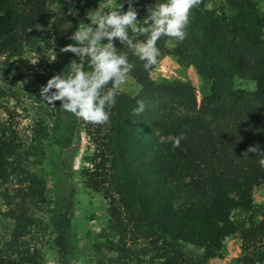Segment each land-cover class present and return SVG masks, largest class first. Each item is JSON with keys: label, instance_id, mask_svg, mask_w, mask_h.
Returning <instances> with one entry per match:
<instances>
[{"label": "trees", "instance_id": "obj_1", "mask_svg": "<svg viewBox=\"0 0 264 264\" xmlns=\"http://www.w3.org/2000/svg\"><path fill=\"white\" fill-rule=\"evenodd\" d=\"M51 1L0 0V57L20 56L39 41L50 23ZM209 1L190 10L182 42H157L159 62L173 56L195 67L204 81L200 101L190 80L156 82L151 72L157 65L145 71L116 40L135 65L129 75L141 91L134 96L120 90L106 124L81 121L95 146L85 157V182L104 194L108 208L97 247L112 253L109 264H209L234 234L242 250L236 264H264V207L253 196L264 183V167L258 153H246L255 145L264 150V12L258 0H227L217 8ZM63 3L74 11L85 0ZM138 100L145 109L137 115ZM74 124L49 128L39 119L29 145L13 124H1L0 191L17 185L23 198L22 210L10 202L7 219L0 217V264H43L37 224L52 229L51 245L64 264L76 254L69 209L49 206L47 173L37 165L47 146L65 144ZM49 156L62 159L56 151ZM27 201L46 217L30 214Z\"/></svg>", "mask_w": 264, "mask_h": 264}, {"label": "rangeland", "instance_id": "obj_2", "mask_svg": "<svg viewBox=\"0 0 264 264\" xmlns=\"http://www.w3.org/2000/svg\"><path fill=\"white\" fill-rule=\"evenodd\" d=\"M154 0H132L131 6L137 11L138 20H143L147 14V7L154 4ZM227 0H210L208 7L217 8L225 4ZM123 5L124 11L129 7L128 0H85L83 9H66L63 0H52L49 8L51 19L48 27L39 36V41L27 48L22 55L12 58L0 57V126L9 122L18 130L20 137L26 145L31 143L34 137V129L38 120L43 119L49 128L58 125L63 128L69 122L76 123L75 128L68 130L65 144L53 147L47 146L45 157L37 155L41 162L38 167H43L47 173L48 196L51 207L63 206L68 208L71 217L70 236L77 246L76 254L70 259L69 264H109L107 261L112 253L105 248H98V235L103 231L107 219L108 208L105 205L104 194L88 187L84 177L85 157L95 150L91 142L90 134L85 129L82 120L73 114L60 108V102L48 105L41 100L39 90L53 75L65 70L73 60H78L73 53L63 51L69 45L75 43L69 39L72 32L81 23H90L87 13L97 8L108 11ZM259 9L264 12V0H258ZM264 38V34H263ZM104 42H107L106 40ZM85 71L91 69L87 64ZM151 78L156 82L163 80H190L197 89L198 100L202 98L204 81L193 66L180 65L176 57H165L151 72ZM241 87H253L246 81L237 83ZM121 91L131 95H137L141 91L140 84L129 75L127 82L121 86ZM60 120V121H59ZM76 120V122H75ZM58 122V123H57ZM60 131V129H59ZM57 131V132H59ZM50 151L61 154L62 159L57 162L50 157ZM88 164V163H87ZM254 203L257 207H264V183L254 190ZM23 194L17 189V185H10L0 191V215L4 217L5 211L12 203L13 207L22 203ZM29 213L37 216H45L41 206L27 201L25 204ZM63 207H61L63 209ZM261 217L257 215L256 219ZM36 240L43 245V264H64L58 250L51 245V228L45 224H37ZM185 249L194 254L201 253L197 248L186 245ZM241 238L239 234L228 236L223 244V249L216 257L208 260L209 264H236L241 256ZM101 262V263H100Z\"/></svg>", "mask_w": 264, "mask_h": 264}, {"label": "clouds", "instance_id": "obj_3", "mask_svg": "<svg viewBox=\"0 0 264 264\" xmlns=\"http://www.w3.org/2000/svg\"><path fill=\"white\" fill-rule=\"evenodd\" d=\"M201 2L155 0L147 7L142 21L137 19L138 13L131 6L132 0H128L126 11L119 4V8L108 11L97 8L88 12L90 23L81 22L69 36L75 43L63 49L73 53L78 60L68 65L66 73L64 70L53 75L41 86V100L48 105L60 101V108L84 122L106 124L109 109L116 103L121 86L127 82L135 67L129 62L128 53L120 49L126 47L142 62L145 71H151L161 56L158 40L169 37L175 42H182L187 35L190 10ZM116 40L122 46L119 49ZM85 64L90 71L84 70ZM137 105L133 111L138 115L144 111L145 104L138 100ZM181 139L182 135L174 138L173 147H179ZM246 153H258V162L264 167V150L258 145L250 146Z\"/></svg>", "mask_w": 264, "mask_h": 264}, {"label": "crops", "instance_id": "obj_4", "mask_svg": "<svg viewBox=\"0 0 264 264\" xmlns=\"http://www.w3.org/2000/svg\"><path fill=\"white\" fill-rule=\"evenodd\" d=\"M167 57V56H166ZM168 57H173V56H168Z\"/></svg>", "mask_w": 264, "mask_h": 264}]
</instances>
